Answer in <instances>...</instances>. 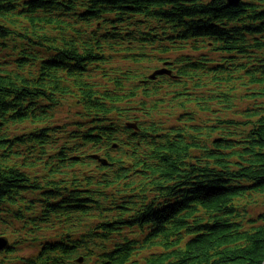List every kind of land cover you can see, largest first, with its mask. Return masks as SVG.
I'll return each instance as SVG.
<instances>
[{
  "label": "trees",
  "instance_id": "trees-1",
  "mask_svg": "<svg viewBox=\"0 0 264 264\" xmlns=\"http://www.w3.org/2000/svg\"><path fill=\"white\" fill-rule=\"evenodd\" d=\"M0 237V264H263L264 0H0Z\"/></svg>",
  "mask_w": 264,
  "mask_h": 264
},
{
  "label": "water",
  "instance_id": "water-1",
  "mask_svg": "<svg viewBox=\"0 0 264 264\" xmlns=\"http://www.w3.org/2000/svg\"><path fill=\"white\" fill-rule=\"evenodd\" d=\"M241 1L242 0H226L228 6H236ZM162 74H165V71L164 70L156 71V72H154L152 74L151 78H154L155 76L162 75ZM7 247H8V241H7V239L0 237V253L2 251H4ZM78 262L81 263L82 261L79 260ZM263 264H264V262H263Z\"/></svg>",
  "mask_w": 264,
  "mask_h": 264
},
{
  "label": "rangeland",
  "instance_id": "rangeland-1",
  "mask_svg": "<svg viewBox=\"0 0 264 264\" xmlns=\"http://www.w3.org/2000/svg\"><path fill=\"white\" fill-rule=\"evenodd\" d=\"M68 109L67 108H63L59 111V114H58V119L61 121V122H65L66 121V117L69 115L68 113ZM31 252L30 251H25L24 254L25 255H29Z\"/></svg>",
  "mask_w": 264,
  "mask_h": 264
}]
</instances>
